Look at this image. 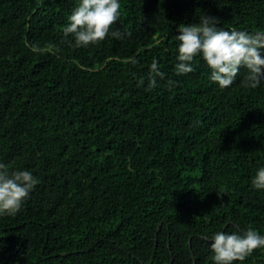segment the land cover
I'll return each mask as SVG.
<instances>
[{
	"label": "trees",
	"instance_id": "1",
	"mask_svg": "<svg viewBox=\"0 0 264 264\" xmlns=\"http://www.w3.org/2000/svg\"><path fill=\"white\" fill-rule=\"evenodd\" d=\"M77 3L0 0V162L38 180L0 216V264H213V233L264 234V82L241 69L221 90L199 57L175 72L180 24L264 31V0H121L127 35L80 48L62 32Z\"/></svg>",
	"mask_w": 264,
	"mask_h": 264
},
{
	"label": "clouds",
	"instance_id": "2",
	"mask_svg": "<svg viewBox=\"0 0 264 264\" xmlns=\"http://www.w3.org/2000/svg\"><path fill=\"white\" fill-rule=\"evenodd\" d=\"M121 0H78L77 6L68 16V22L62 27L65 37L71 35L74 46L87 47L103 41L106 36L123 39L127 33L112 26L119 19ZM217 18L201 15L198 23L180 24L176 35L177 75L192 72L194 58H201L209 68L208 79L221 90L232 85L241 69L246 75L240 83L243 87L256 89L264 82V31L248 32L226 30L218 27ZM25 46L34 53L49 50L26 41ZM136 63L135 60L131 61ZM153 58L149 65L148 88L157 86V77L164 73ZM144 80L138 81V86ZM38 183L33 173L26 169L9 170L0 162V216H12L19 212L25 199ZM256 190L264 191V166L256 169L251 179ZM233 231H217L210 237L209 248L213 264H233L244 261L257 248L264 247V234L248 227L241 230L234 226Z\"/></svg>",
	"mask_w": 264,
	"mask_h": 264
}]
</instances>
